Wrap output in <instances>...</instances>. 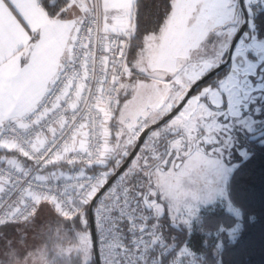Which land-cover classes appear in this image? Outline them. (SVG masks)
Listing matches in <instances>:
<instances>
[{
	"label": "snow or ice",
	"instance_id": "6c2138e0",
	"mask_svg": "<svg viewBox=\"0 0 264 264\" xmlns=\"http://www.w3.org/2000/svg\"><path fill=\"white\" fill-rule=\"evenodd\" d=\"M155 8L142 28L140 0H0V228L41 208L82 226L24 255L23 234L6 240L0 264H53L50 253L90 264L94 201L103 264H201L161 223L188 226L224 195L233 128L250 131L264 101V44L233 41L264 0ZM229 52L228 72L200 87Z\"/></svg>",
	"mask_w": 264,
	"mask_h": 264
},
{
	"label": "trees",
	"instance_id": "16d2710c",
	"mask_svg": "<svg viewBox=\"0 0 264 264\" xmlns=\"http://www.w3.org/2000/svg\"><path fill=\"white\" fill-rule=\"evenodd\" d=\"M140 2L141 26L151 28L156 17L155 5L160 3V0ZM253 19L257 37L264 39V8L254 11ZM246 149L248 155L239 160L227 180L228 197L239 208L240 217H236L217 203L202 209L192 227L173 226L165 219L161 228L169 240L177 244L187 241L193 249L203 251L211 262L264 264V143L249 142ZM87 208L88 206L86 212ZM47 220L33 218L28 224L13 223L0 228L3 233V238H0V253L5 251L6 240H12L14 246H18L16 241L21 239V234L26 242V246L20 248L21 254L24 255L33 248L32 239L39 241L43 237L42 242L47 243L49 236L53 235L58 227L71 239L82 227L79 221H66L58 215ZM238 221L240 227L234 238H230L226 229L233 227ZM220 238L221 246L215 255L213 249ZM61 264H80V259L77 255ZM90 264H95L93 256Z\"/></svg>",
	"mask_w": 264,
	"mask_h": 264
},
{
	"label": "rangeland",
	"instance_id": "374dc122",
	"mask_svg": "<svg viewBox=\"0 0 264 264\" xmlns=\"http://www.w3.org/2000/svg\"><path fill=\"white\" fill-rule=\"evenodd\" d=\"M249 19H252V17H249ZM249 35H254L256 36L255 32L253 29L249 28ZM257 37V36H256ZM257 42L264 44V40L257 37ZM259 107V114H253V118L255 121L259 123V126L253 125L251 127L250 131H246L243 128L240 127H234L232 131L233 138L236 142V148L229 154L230 155V160H229V166L231 167V171L228 173V178L232 170L235 168V166L238 164L239 160L242 158H245L248 155V151L246 149L245 144L241 143L237 139H239V135L245 134V132H251V131H256L259 129L264 128V115H262V111L264 108V101H256V104L253 105V108ZM261 142H264V138L261 139ZM243 152V155L241 154ZM228 180V179H227ZM224 187V195H216L214 198L207 202V203H202L198 206V210L196 215L191 219L190 224L187 227H192L193 223L198 219L202 209L213 206L215 204H221L227 209L229 212L233 213L236 217H240V210L238 207H236L229 199L228 194H227V181L223 185ZM87 215L86 208H85V216ZM57 214L52 211L50 208H41L40 211L36 214L34 217L35 220H42V219H48V218H53L56 217ZM50 220V219H49ZM48 221V220H47ZM178 225H184V224H178ZM186 226V225H185ZM240 227V221L237 222L236 225H234L231 228L226 229V233L230 238H234L236 231ZM89 231V229H88ZM43 237H41V240L32 239V244L34 242L33 248L37 245L41 244H46V242H42ZM222 238V237H221ZM221 238L216 242V245L213 249V252L215 255L218 254L219 248L221 246ZM32 248V249H33ZM32 249L28 250L31 251ZM48 259L53 261V264H61V263H66L67 261L70 260V258L77 256L76 254H65L64 256H58L55 253H50Z\"/></svg>",
	"mask_w": 264,
	"mask_h": 264
},
{
	"label": "water",
	"instance_id": "95a60500",
	"mask_svg": "<svg viewBox=\"0 0 264 264\" xmlns=\"http://www.w3.org/2000/svg\"><path fill=\"white\" fill-rule=\"evenodd\" d=\"M243 13H244L243 20L245 22L242 24L240 30L238 31V33L236 34V37L234 38L233 48L235 46V41L238 39L239 35L243 32V30L245 29V26L247 24V13H246L245 9H244ZM230 58H231V56H230V52H229L227 54V56H226V59H225L226 62L221 64L218 69H216L214 72L209 74V76L206 79H208L209 77H211L213 74H215L216 72L220 71L224 67L228 66L229 62H230ZM95 203H96V201L92 202L88 206V208H87V218H88L89 233L91 234V238H92V242H93V255L92 256H93L95 264H100L99 249H98V242H97V235H96V228H95V221H94V206H95Z\"/></svg>",
	"mask_w": 264,
	"mask_h": 264
},
{
	"label": "flooded vegetation",
	"instance_id": "af4514ba",
	"mask_svg": "<svg viewBox=\"0 0 264 264\" xmlns=\"http://www.w3.org/2000/svg\"><path fill=\"white\" fill-rule=\"evenodd\" d=\"M245 11L247 13V9H245ZM242 16L244 17V13H242ZM252 19H253V17H252ZM248 20H249V16L247 14V21ZM242 24L240 25V28H241ZM245 33H249V27H248L247 24H246L245 29L243 30V32L239 35L238 39L240 37L244 36ZM226 56H227V54H226ZM226 56H225V59H226ZM230 64H231V58H230V62H229V65L228 66L224 67L223 69H221L220 71L216 72L211 77H209L208 79H206L200 85V87L206 86L207 84H214L218 78L223 77L228 72L229 67H230ZM262 115H264V108H263V111H262ZM254 125L255 126H259V123L256 121V123ZM262 138H264V128L259 129V130H256V131L253 130L250 133L249 132H245V134L239 135V139H237V140L240 141L241 143L245 144V146L247 147V145H248L249 142H255V141L261 142V139ZM262 143H264V142H262Z\"/></svg>",
	"mask_w": 264,
	"mask_h": 264
},
{
	"label": "built area",
	"instance_id": "2783aa9c",
	"mask_svg": "<svg viewBox=\"0 0 264 264\" xmlns=\"http://www.w3.org/2000/svg\"><path fill=\"white\" fill-rule=\"evenodd\" d=\"M29 163H31V162H29ZM49 170L51 171L52 169L50 168ZM97 204H98V201H96L95 206H94V221H95V228H96V235H97V242H98V249H99L100 264H103L100 248L102 246L101 245L102 237L105 234L102 233V231L97 227V224H96L95 209L97 207ZM86 218H87V215H86ZM87 223H88V218H87ZM161 232L163 233L162 228H161ZM121 233H122V239L126 243L133 238V234L127 230V225L126 224H122L121 225ZM163 235H164L167 243L173 244V246H175L177 244L175 241L169 240L164 233H163ZM182 245L187 246L196 255L197 258L201 259V264H220L219 262H211V261H209L207 259V257H206V254L203 251H197V250L193 249L187 243V241L182 243Z\"/></svg>",
	"mask_w": 264,
	"mask_h": 264
}]
</instances>
